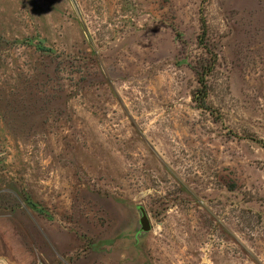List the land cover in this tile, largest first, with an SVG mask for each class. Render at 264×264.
<instances>
[{
  "label": "rangeland",
  "instance_id": "374dc122",
  "mask_svg": "<svg viewBox=\"0 0 264 264\" xmlns=\"http://www.w3.org/2000/svg\"><path fill=\"white\" fill-rule=\"evenodd\" d=\"M0 264H264V0H0Z\"/></svg>",
  "mask_w": 264,
  "mask_h": 264
},
{
  "label": "water",
  "instance_id": "95a60500",
  "mask_svg": "<svg viewBox=\"0 0 264 264\" xmlns=\"http://www.w3.org/2000/svg\"><path fill=\"white\" fill-rule=\"evenodd\" d=\"M139 223L143 232H148L150 230V224L146 215L141 216Z\"/></svg>",
  "mask_w": 264,
  "mask_h": 264
},
{
  "label": "trees",
  "instance_id": "16d2710c",
  "mask_svg": "<svg viewBox=\"0 0 264 264\" xmlns=\"http://www.w3.org/2000/svg\"><path fill=\"white\" fill-rule=\"evenodd\" d=\"M200 83H201V84L203 83V85H205V84H204V83H205L204 80H201ZM200 105H201V104H200Z\"/></svg>",
  "mask_w": 264,
  "mask_h": 264
}]
</instances>
